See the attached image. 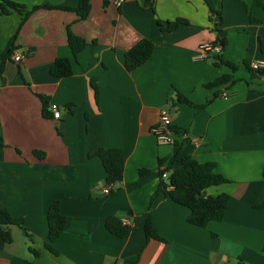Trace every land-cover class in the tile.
Here are the masks:
<instances>
[{
	"label": "crops",
	"instance_id": "1",
	"mask_svg": "<svg viewBox=\"0 0 264 264\" xmlns=\"http://www.w3.org/2000/svg\"><path fill=\"white\" fill-rule=\"evenodd\" d=\"M11 1L25 10H68L37 9L21 26L23 13L0 16V55L18 29L12 54L0 62V208L22 219L31 236L29 243L11 227L0 264H264V207H257L264 202V74L250 67L264 65V9L257 0H213L220 19L203 0H152L153 11L141 0L120 6L90 0L82 21L74 12L79 0ZM176 19L187 23L167 31ZM67 26L95 44L74 58ZM141 39L153 43V52L127 71L124 53ZM203 43L221 45L219 57L235 68L218 65L216 54L198 58ZM57 58L70 59L71 76L50 74ZM221 78L227 81L216 85ZM178 95L190 104L177 102ZM51 104L60 119H53ZM164 112L186 134L174 146L158 145L152 133ZM101 148L123 152V179L113 194L96 156ZM176 154L214 163L229 181L202 194L230 196L221 221L195 227L187 223L189 210L162 193L151 201L158 161L177 166ZM140 170L150 173L140 178ZM55 201L66 226L53 255L44 244ZM147 214L162 241L146 240ZM110 216L130 221L127 237L107 231Z\"/></svg>",
	"mask_w": 264,
	"mask_h": 264
},
{
	"label": "trees",
	"instance_id": "2",
	"mask_svg": "<svg viewBox=\"0 0 264 264\" xmlns=\"http://www.w3.org/2000/svg\"><path fill=\"white\" fill-rule=\"evenodd\" d=\"M257 0V3L264 9V1ZM208 8L211 17H217L220 19L221 9L216 5L213 0H203ZM141 4L144 8L152 9V0H141ZM62 9L68 10L64 7H54L49 5L32 7L30 10H25V7L12 2L11 0H0V16L9 15L11 13H23L21 24L26 18L37 9ZM91 11L90 0H79L78 7L74 10L77 15V20H85ZM184 19H176L173 22L166 23V30H175L179 25L186 24ZM18 29L10 37L6 50L0 55V62L3 63L9 59L13 52V44L17 38ZM67 44L71 51L72 56L75 58L78 53L83 51L91 44H95V41L87 43L81 37L73 34L70 31L69 26L66 28ZM153 43L147 39L139 40L135 45L128 49L124 53L123 62L127 71H133L144 65L150 58L153 52ZM216 62L218 65L226 64L231 69L235 66L221 60L219 55H216ZM1 69V68H0ZM264 74V69L260 71ZM73 73L70 59L57 58L50 67V74L55 78H66ZM227 81L226 78H221L216 81L217 84H223ZM91 88L96 92V86L94 81H90ZM41 99H43L41 97ZM44 100V99H43ZM177 102L190 104L184 97L177 96ZM37 157L42 159L44 154L38 151L33 152ZM96 156L99 158L103 170L105 172V184L106 186H112L109 194H113L117 189L115 188L123 179L124 171V156L123 152L119 148L98 149ZM175 159H178V165L171 164L167 167H163L164 161H158L157 175L159 177V185L157 191L152 195L151 201L157 196L158 193H162L165 198L171 202L183 206L189 210L187 217V223L192 226L205 228L209 222L221 221L224 217L227 204L230 200V196L227 194H219L215 197H204L203 191L212 186H218L221 184L229 183V181L222 175L215 172V164L212 162L199 163L191 156L180 157L176 154ZM147 170H140L139 177L149 174ZM167 175V179H163V175ZM258 208L264 207V202L257 206ZM47 226L48 236L47 242L44 244L46 250L53 255L57 254V251L52 247V243L60 236L66 226V218L61 213L60 205L58 201L53 202L47 210ZM11 227H17L23 231V235L29 243H31L30 234L23 228V220L15 218L9 214V212L0 208V249L6 244L12 242ZM105 228L108 232L118 238L127 237L132 231V225H124L121 222V218L110 216L105 221ZM144 234L146 240L155 239L162 241L163 239L158 235L154 229L150 214H147V219L144 225ZM28 250L37 258L38 253L31 245L28 246ZM264 252V246L262 248ZM125 264H134V262L126 261ZM237 264H244L239 261Z\"/></svg>",
	"mask_w": 264,
	"mask_h": 264
},
{
	"label": "built area",
	"instance_id": "3",
	"mask_svg": "<svg viewBox=\"0 0 264 264\" xmlns=\"http://www.w3.org/2000/svg\"><path fill=\"white\" fill-rule=\"evenodd\" d=\"M123 2H125V0H117L116 5L120 6ZM199 49L201 53L198 58L200 59L206 58L208 55L211 56L212 54H220L222 51L221 45L212 43H203L200 45ZM13 59L15 62H19L21 56L17 54ZM250 67L253 71H261L264 69V65L261 63H252ZM49 111L52 113L53 119H60L61 113L57 105L51 104L49 106ZM152 133L155 136L158 145L174 146L176 141L186 139L185 133L176 131L172 127L171 117L165 112L159 115L158 123L152 128ZM162 178L166 180L167 175L164 174ZM106 189L107 191H110L112 186H107ZM121 222L124 225L130 224V221L126 218H122Z\"/></svg>",
	"mask_w": 264,
	"mask_h": 264
}]
</instances>
